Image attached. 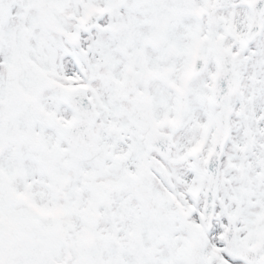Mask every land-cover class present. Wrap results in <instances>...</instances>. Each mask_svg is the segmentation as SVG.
Returning <instances> with one entry per match:
<instances>
[{
  "label": "snow or ice",
  "instance_id": "6c2138e0",
  "mask_svg": "<svg viewBox=\"0 0 264 264\" xmlns=\"http://www.w3.org/2000/svg\"><path fill=\"white\" fill-rule=\"evenodd\" d=\"M0 264H264V0H0Z\"/></svg>",
  "mask_w": 264,
  "mask_h": 264
}]
</instances>
